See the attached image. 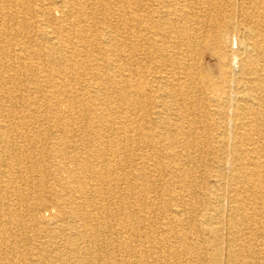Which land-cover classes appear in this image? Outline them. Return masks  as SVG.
<instances>
[{
  "label": "bare ground",
  "instance_id": "obj_1",
  "mask_svg": "<svg viewBox=\"0 0 264 264\" xmlns=\"http://www.w3.org/2000/svg\"><path fill=\"white\" fill-rule=\"evenodd\" d=\"M224 249L264 264V0H0V264Z\"/></svg>",
  "mask_w": 264,
  "mask_h": 264
},
{
  "label": "rangeland",
  "instance_id": "obj_2",
  "mask_svg": "<svg viewBox=\"0 0 264 264\" xmlns=\"http://www.w3.org/2000/svg\"><path fill=\"white\" fill-rule=\"evenodd\" d=\"M55 13H56V16L58 17V16H59V15H57L58 12L56 11ZM237 45H238L237 40H236L235 37H233L232 40H231V47H233L234 49H237ZM226 156H227V158H226ZM226 156H225V158H226V162H228V159L230 160V158H231V154H230V152H229V153L227 152ZM224 172H225V173H224ZM229 173H230V168H229V166L227 165V166L222 170V174H223V175L225 174L224 177H228V176H229ZM199 187H200V184H199L198 188H199ZM221 206L223 207L224 211L227 213L228 208H229V206H230V201H229V199L226 198V197L222 198V199H221ZM200 208H203V207L200 206ZM50 213H54V210L51 209V210H50ZM223 247H224V245H223ZM225 254H226V250L224 249V251L222 252V256H221L222 264H225V263H226V255H225Z\"/></svg>",
  "mask_w": 264,
  "mask_h": 264
}]
</instances>
